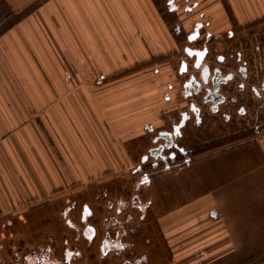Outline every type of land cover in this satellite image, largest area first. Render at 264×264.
Wrapping results in <instances>:
<instances>
[{
  "label": "rangeland",
  "instance_id": "374dc122",
  "mask_svg": "<svg viewBox=\"0 0 264 264\" xmlns=\"http://www.w3.org/2000/svg\"><path fill=\"white\" fill-rule=\"evenodd\" d=\"M156 3L172 33L171 49L164 56H154L132 72L116 77L123 86L131 83V88L120 89L116 99L106 103L103 120L109 149L106 160L111 164L91 169L89 180L63 187L58 196L35 209L21 208L18 213L0 218V232L4 234L0 233V238L4 237L0 264H25L26 254L49 244L61 259L65 260L64 251L70 247L80 252L76 256L79 263L101 264L99 231L105 218L115 220L118 216L116 221L126 222L127 214L138 222L134 230L138 241L134 252L125 253L124 258H134L137 252L140 256L143 251H148L150 256L147 264H184L202 254L203 261L208 262L226 257V246L213 249L226 235L218 234L221 226L209 224L207 212L204 223L201 216L198 221L193 218L191 224L200 221V225L187 232L178 228L171 235L158 219L162 220L164 214H175L190 200L210 193L218 183L225 187L230 177L227 166L240 163L247 154L244 146L264 133V24L247 28L210 24L213 20L204 14L205 4L194 7L191 3L190 8L179 0L177 11L175 0H156ZM15 20L0 0V34ZM178 26L181 35L176 33ZM193 35L196 37L190 39ZM206 68L211 74L215 69L220 70L227 81L218 90L224 97L219 105L208 99L213 88L201 78ZM101 77L102 74L93 73L91 80L98 83ZM195 81L200 89L194 86ZM186 84H190L189 93L185 91ZM215 106L218 114L213 110ZM195 110L200 112V117H196ZM183 116L187 118L184 128L180 127ZM198 118L200 123L196 121ZM166 132L173 136L174 146L165 145L160 135ZM162 145L164 155L154 157L152 148ZM187 151H192V157ZM169 156L183 163L164 169ZM146 160L157 163L158 167L146 168ZM135 199L142 206H134ZM120 208L126 210L122 215L118 212ZM144 209L146 214L142 213ZM84 223H90L96 230L92 243L82 236L86 230ZM131 226L128 229H135ZM130 238L125 239L130 241ZM263 260L262 249L236 250L234 257L235 264H258Z\"/></svg>",
  "mask_w": 264,
  "mask_h": 264
},
{
  "label": "crops",
  "instance_id": "0c3cea01",
  "mask_svg": "<svg viewBox=\"0 0 264 264\" xmlns=\"http://www.w3.org/2000/svg\"><path fill=\"white\" fill-rule=\"evenodd\" d=\"M1 1L16 20L0 34V218L35 209L67 186L89 180L91 169L107 166L106 103L131 88L116 77L164 56L172 36L156 0ZM182 1L190 8L205 4L212 24H264V0ZM93 73L102 74L101 81L92 82ZM244 147L241 162L227 166L225 187L218 183L158 219L169 235L197 227L200 221L191 223L199 216L221 226L218 234L226 237L213 249L226 246V257L208 262L202 254L184 264H235L236 250H264V134ZM65 252L71 264H84L76 260L80 252ZM124 254L120 248L110 257L120 262Z\"/></svg>",
  "mask_w": 264,
  "mask_h": 264
},
{
  "label": "flooded vegetation",
  "instance_id": "af4514ba",
  "mask_svg": "<svg viewBox=\"0 0 264 264\" xmlns=\"http://www.w3.org/2000/svg\"><path fill=\"white\" fill-rule=\"evenodd\" d=\"M208 23V22H206ZM201 24V21L200 22H197V25ZM212 24V23H210ZM176 33H178V35H181L182 31H181V27L178 26L176 27ZM197 32H195V34L198 33V30H196ZM192 37H196V35H193ZM210 38V37H209ZM184 69V68H183ZM201 78L202 79H206L205 80V83L208 84V83H211V86L213 88V91H210L209 94H208V99L209 100H214L216 101V103L219 105L221 103H223L224 101V97H222L221 94L218 93V90L220 88V86L225 83L226 79L225 77L223 76V74L221 73L220 70L218 69H215L213 74H211V71L209 70V68H206L205 71L202 72L201 74ZM227 82V81H226ZM195 83L196 85H194L196 87V89H200V84L195 81L193 82ZM190 84H186L185 85V91L187 93L190 92ZM218 106H215V108H213L214 111H216V113L218 114ZM195 115L196 117H200V112L198 110H195ZM183 120L181 122V125L180 127L184 128L187 126L186 124V116H183ZM198 123L201 122L200 118H198L196 120ZM181 130H179L180 132ZM264 134V133H263ZM159 136V135H158ZM163 140L165 141V145H170V146H174V143H175V140H173V136L171 135V133L169 132H166V133H163L160 135ZM261 135H259L258 137H260ZM157 141H160V139H157ZM155 142V141H154ZM160 148H152L151 150V154L154 156V157H160L161 155H164L165 153V149H164V146H159ZM188 154H190V157L191 156V152H188ZM169 161L168 160H165L164 162V169L166 168L167 170H170L173 166H176V165H180L181 163H183V161H179L177 162V158L174 156H169ZM171 159H174L175 161H171ZM172 162H175V163H172ZM185 163H188L187 161ZM144 165H146L147 167L146 168H156L158 167V164L157 163H152L151 161H148L146 160L144 162ZM183 165V164H182ZM163 168V167H162ZM148 179V178H147ZM138 200L135 199L133 200V205L134 206H138ZM119 205L122 206V202L120 201L119 202ZM142 206V204L140 203L139 206ZM144 208V207H143ZM108 210V205H107V209ZM110 211H111V208H110ZM122 211H126L124 210L123 208H120L118 209V212H122ZM145 211V212H143ZM147 210H142V213L146 214ZM116 220V219H115ZM113 221V219H107V217L105 218V221H104V225L103 227L101 228V231L100 232V238H99V250H100V253H101V264H147L150 260V256L148 254V251L147 252H143L141 254V256H136L134 258H123V260H121L120 262L118 261H114L116 260V257L114 258H111L110 257V254L114 253V254H119L120 253V248L123 249V253H128V254H131V252H134L133 251V248L136 246L137 244V237H136V233L134 230H137V226H138V222L137 220L134 221V219H132V216L128 215L127 214V221L124 222V221H120V222H117V221ZM143 222L145 221V217L144 219H142ZM113 221V223H116L114 224V226L116 225V227L113 226H109V224ZM131 226V228H135L133 230H130L128 229L129 227ZM136 226V227H135ZM109 229L112 230L111 232H109ZM86 233L84 236H88L91 238V241L93 242L97 236V233H96V230H94L91 226L87 227L86 228ZM135 234V236H133ZM131 237L130 238V241H125L124 238H127V237ZM91 242V243H92ZM135 245V246H134ZM139 246V245H138ZM129 248V249H128ZM54 252V249H53V245L52 244H49L48 246L44 247V246H40L35 252H31V253H28L25 255L24 257V262L25 264H71V262L65 257V260L61 258L59 259L58 257H56L53 253ZM66 254V252L64 253ZM54 255V256H53ZM114 259V260H113Z\"/></svg>",
  "mask_w": 264,
  "mask_h": 264
},
{
  "label": "snow or ice",
  "instance_id": "6c2138e0",
  "mask_svg": "<svg viewBox=\"0 0 264 264\" xmlns=\"http://www.w3.org/2000/svg\"><path fill=\"white\" fill-rule=\"evenodd\" d=\"M195 37H190V39H194ZM221 60L223 59V57L220 58ZM186 70V67H185ZM229 79H231V77H229ZM145 159H147V157H145Z\"/></svg>",
  "mask_w": 264,
  "mask_h": 264
}]
</instances>
